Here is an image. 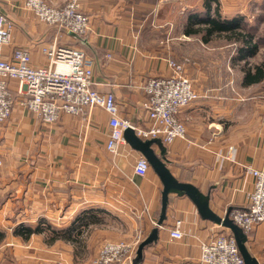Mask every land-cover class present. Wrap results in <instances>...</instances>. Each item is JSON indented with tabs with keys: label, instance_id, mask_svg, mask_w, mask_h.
Wrapping results in <instances>:
<instances>
[{
	"label": "crops",
	"instance_id": "obj_1",
	"mask_svg": "<svg viewBox=\"0 0 264 264\" xmlns=\"http://www.w3.org/2000/svg\"><path fill=\"white\" fill-rule=\"evenodd\" d=\"M47 1L57 6L68 0ZM76 1L89 18L84 37L38 21L23 7L24 0H0V14L13 25L0 58L11 59L14 49L24 48L31 66L45 67L43 46L55 41L82 48L93 60L94 88L113 93L119 117L137 127L145 125L141 86L148 78L170 75V60L183 63L198 95L177 114L184 137L169 143L160 139L152 147L178 181L209 195V206L219 216L246 206L254 178L245 167H264V80L243 86L242 73L221 76L217 67L225 66L224 61L189 58L174 47L185 43L170 35L160 39L163 45L138 36L169 33L172 23H156V17L176 0ZM7 85L12 110L0 123V225L9 229L5 239L38 241L41 252L57 259L25 255L35 258V264H82L95 257L103 241L129 240L139 232L144 238L159 217L162 183L151 167L144 176L134 173L140 153L127 142L116 154L106 149L107 112L95 106L85 116L62 114L43 123L21 103L26 96L18 81L9 79ZM177 220L183 235L172 238ZM37 225L41 232L27 238L14 234L15 227ZM157 227V239L143 248L140 260L134 254L131 264H204L200 243L227 230L203 219L186 195L173 192ZM52 229L56 236L51 242ZM245 233L251 255L264 264V222Z\"/></svg>",
	"mask_w": 264,
	"mask_h": 264
},
{
	"label": "built area",
	"instance_id": "obj_2",
	"mask_svg": "<svg viewBox=\"0 0 264 264\" xmlns=\"http://www.w3.org/2000/svg\"><path fill=\"white\" fill-rule=\"evenodd\" d=\"M23 7L38 21L56 25L66 33L84 37L88 32L89 18L79 9L76 0L57 6L47 0H24ZM12 27L11 21L0 14V47L10 43ZM41 50L48 59L45 67L31 66L30 52L24 48L14 49L11 59L0 58V123L9 118L12 110L7 81L14 79L26 96L21 103L43 123H53L62 114L85 116L91 107L102 108L108 114L106 149L115 154L125 141L123 130L127 127H132L141 138H159L164 143L184 137L185 126L177 114L198 95L180 63L170 60V75L148 78L141 86L145 94L140 102L145 125L137 127L119 117L113 93L94 88L93 60L82 48L53 41ZM149 168L148 161L140 154L133 166L134 173L144 176ZM245 170L254 178L249 202L244 207L231 209L229 216L244 232H249L264 222V167L246 166ZM179 226L180 220H177L170 237H182ZM141 239L139 232L129 240L106 241L91 264H131ZM199 249V259L204 264H244L228 230L219 232L208 242H201Z\"/></svg>",
	"mask_w": 264,
	"mask_h": 264
},
{
	"label": "rangeland",
	"instance_id": "obj_3",
	"mask_svg": "<svg viewBox=\"0 0 264 264\" xmlns=\"http://www.w3.org/2000/svg\"><path fill=\"white\" fill-rule=\"evenodd\" d=\"M206 3H208L211 7V15L214 14V10L217 8L218 12L223 18L241 16L247 30H250L258 36L264 37V0H176L175 4H170V7L167 6L163 8V10L159 12L158 16L156 17V23L162 25H164V21H170L172 23V29L169 33L167 32V34H164L165 32L161 30L157 31L155 34L150 32L149 34L143 33L139 34L138 36L142 37V39L150 38L152 40H155L151 41V44H155V42L157 41L159 45H163V43L160 42V39L168 40L169 38L166 39L165 36L170 35V37L176 39L174 41L185 43L181 44L180 46H174L175 49H177L178 47V49L181 50L182 54H184L185 56H192L194 60L205 58L208 60L216 61L220 59V63L223 64L222 61H224L225 65L217 67L221 69L222 74H224L221 76L227 78L228 75L231 74H233L232 77L234 75H240L242 73L241 65H243V62L240 59L239 61L232 60L233 55L234 57L238 56L235 52V46H233V43L228 42L226 38L222 36H212L207 42H204L201 39V36L198 34L188 35L184 33V29L187 26L196 28L199 26L200 21L207 17L205 11ZM154 48H156L155 45ZM263 60L264 42H260L258 51L255 55L251 56L248 59V62L249 64H254L256 61L259 62ZM184 63L186 64L187 62ZM180 64L183 67V63ZM207 68H210L211 70L214 67L211 66ZM259 90L263 89L259 88L257 91ZM2 222L3 220L0 219V223ZM4 227L5 226L0 225V264H35L36 259H50V257L53 255V253H49V255H47V253H45L44 251L41 252L40 242L38 241H32L30 239L12 241L11 239H8V237L7 239H5L8 235H6V233H9V229H4ZM6 227L8 226L6 225ZM227 230L229 231V229ZM104 242L106 241L100 243L99 247L97 248L95 257L98 254L100 246ZM52 244L55 245L56 242H53ZM25 255H32V257L34 256L36 259L28 258V260L27 258H25ZM94 258H92L91 261L82 264H91ZM25 259H27V262H23V260ZM51 259L55 262L57 260L53 257H51ZM48 261V264H50V260Z\"/></svg>",
	"mask_w": 264,
	"mask_h": 264
},
{
	"label": "water",
	"instance_id": "obj_4",
	"mask_svg": "<svg viewBox=\"0 0 264 264\" xmlns=\"http://www.w3.org/2000/svg\"><path fill=\"white\" fill-rule=\"evenodd\" d=\"M123 138L130 147L140 153L148 161L151 169L157 174L161 183L160 196V213L154 226L147 235L137 245L135 254L136 260H140L143 254V248L154 242L157 239L158 227L165 218L166 206L168 203L169 193H177L186 195L196 206L198 213L203 219H208L221 225L232 234L235 239L238 250L243 258L244 264H258V261L253 257L246 245V233L235 224L229 216L230 209L226 211L224 216L216 214L209 206V195L202 193L197 187L191 183L178 181L170 172L164 162L163 155H158L152 145L160 141L158 138H141L132 127H127L123 130Z\"/></svg>",
	"mask_w": 264,
	"mask_h": 264
},
{
	"label": "trees",
	"instance_id": "obj_5",
	"mask_svg": "<svg viewBox=\"0 0 264 264\" xmlns=\"http://www.w3.org/2000/svg\"><path fill=\"white\" fill-rule=\"evenodd\" d=\"M210 10V5L206 3L205 11L207 17L200 21L198 27L191 28L187 26L184 32L188 35L198 34L204 42H207L212 36L225 37L228 42L233 43L235 52L238 55L235 57L233 55L232 60L239 61L240 59L243 62V65H241V85L247 86L264 80V60L254 64H249L248 62V59L258 51L260 42H264V37L247 30L241 16L223 18L217 8L214 10L213 15L210 14L212 13ZM41 229V225H37L34 228L18 226L15 228L14 234L27 238L31 233L41 232ZM52 233L50 241L56 236L55 229H52Z\"/></svg>",
	"mask_w": 264,
	"mask_h": 264
}]
</instances>
